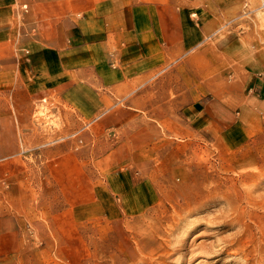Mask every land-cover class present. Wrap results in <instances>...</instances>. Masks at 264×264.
Instances as JSON below:
<instances>
[{"label": "rangeland", "instance_id": "374dc122", "mask_svg": "<svg viewBox=\"0 0 264 264\" xmlns=\"http://www.w3.org/2000/svg\"><path fill=\"white\" fill-rule=\"evenodd\" d=\"M180 4L196 39L131 90L142 116L128 137L100 135L59 95L35 92L25 46L0 60V231L18 240L0 264H128L141 253L167 264H251L242 258L248 216L230 211L234 223L222 227L227 197L201 206L195 193L264 163V0ZM66 151L104 188L96 201L65 200L53 164Z\"/></svg>", "mask_w": 264, "mask_h": 264}, {"label": "crops", "instance_id": "0c3cea01", "mask_svg": "<svg viewBox=\"0 0 264 264\" xmlns=\"http://www.w3.org/2000/svg\"><path fill=\"white\" fill-rule=\"evenodd\" d=\"M184 10L180 0H0V60L25 46L35 92L59 95L100 135L128 137L142 116L131 90L196 39ZM53 169L71 206L102 195L77 152L58 155ZM17 241L14 231L1 230L0 256Z\"/></svg>", "mask_w": 264, "mask_h": 264}, {"label": "bare ground", "instance_id": "6f19581e", "mask_svg": "<svg viewBox=\"0 0 264 264\" xmlns=\"http://www.w3.org/2000/svg\"><path fill=\"white\" fill-rule=\"evenodd\" d=\"M256 152H257V150H256ZM221 154H222V152H221ZM224 158H226V157H224ZM257 158H259V157H257ZM223 165H225V164H223ZM213 167H215V166H213ZM208 168H209V166H208ZM211 170H212V168H211ZM224 170L227 173V171L230 170V167L229 168L228 167H224ZM215 173H217V172H215ZM240 173H241L240 176L242 178L240 180H237V181H232L231 183H228L229 180H228L227 177H223L224 175L223 176H217L219 178H215L213 180H207L206 181V184L203 183L204 185H202L201 184L202 182H200V184L203 186V187H201L202 189L200 191H198V189H197L196 190V193L195 192L194 193H195V196L198 197L197 202H199L201 200V203H200L201 206L211 205L219 197L225 198V199L227 197V200L226 201L228 203L225 205V207H223L221 209V212L222 213L220 212L221 213V218H220L221 220L219 221V223L223 225L222 227L227 226V225H229L231 223H234V220H232V219L229 218L230 215H231V212L230 211L235 212V213L232 212L233 215L234 214L238 215V213H239V215L241 214V216H243V215H247L248 216L249 221H251L253 223L252 226L257 229L258 235L256 236V233L253 231V229H251L252 226H251V228L249 227V225L246 226V227H249V230L246 227H244L246 229V231L248 230L247 234H250L251 235V240L249 239L250 240V244L248 246L246 245L247 247L242 250L243 251L242 258L244 257V259H245L246 262L249 261V260H252V261H254V260L256 261L257 260L259 263H261L263 261V259H264V185H263V182H264V163H262L261 165L258 164L256 166H254L252 169L244 170L243 172H240ZM228 174H230V173H228ZM191 175H192V173H191ZM205 175H207V174H205ZM235 175H236V173H235ZM212 177H213V175H212ZM221 177H223V178H221ZM194 178H196V177H194ZM194 178H191V180L194 179ZM189 181H188V183H189ZM201 181H203V179ZM196 182L197 181H195L194 183H196ZM197 184H196V186H197ZM195 188H197V187H195ZM258 191H259V193H257ZM187 198H189V197H187ZM244 202H245L246 205H243ZM195 205H196V203H195ZM247 206L249 207V209H247L248 208ZM237 217H239V216H237ZM239 218H241V217H239ZM234 219H236V218H234ZM238 224H239V221H238ZM244 225H246V223H244ZM240 226H241V229H242L243 227H242L241 224H240ZM244 228L242 230L243 232H244ZM244 234H245V232H244ZM248 236L249 235H247L246 237H248ZM249 240H247V241H249ZM135 248L137 250V247H135ZM224 249H226V246L225 247H222V249H221L220 252H223ZM120 252H121V250H120ZM111 253H113V252H111ZM118 253H116V255ZM146 256L144 254L142 255V253H141V254H139V258H137L138 259L137 261H135V260H134L135 262L130 261L132 263H129L128 262V264H167L166 257L164 259H162V260L157 261V259L156 260H152V258L149 259ZM103 258H104V255H103ZM106 261H108V259ZM252 261H251V264H252Z\"/></svg>", "mask_w": 264, "mask_h": 264}]
</instances>
